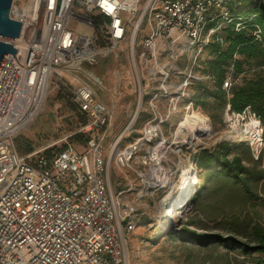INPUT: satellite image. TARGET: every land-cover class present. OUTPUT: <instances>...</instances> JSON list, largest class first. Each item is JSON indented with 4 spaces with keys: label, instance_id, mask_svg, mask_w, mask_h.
Instances as JSON below:
<instances>
[{
    "label": "built area",
    "instance_id": "built-area-1",
    "mask_svg": "<svg viewBox=\"0 0 264 264\" xmlns=\"http://www.w3.org/2000/svg\"><path fill=\"white\" fill-rule=\"evenodd\" d=\"M232 1L13 0L9 16L21 31L17 39L6 41L16 51L0 72V264H128L126 236L139 228L144 210L159 209L160 220L170 183L187 172L180 171L185 155L188 169H196L195 156L208 149L200 142L209 135L207 118L209 129L196 133L187 125L177 133L178 122L167 138L157 102L167 99L169 113L177 112L181 98L186 110L193 107L185 92L196 82L210 80L196 74L194 66L201 67L204 47L229 22L227 5ZM71 21L86 29L83 36L76 38ZM139 33L144 34L138 56L144 71L140 74L132 51L138 81L135 115L109 150L104 142L111 128L110 110L84 84L71 97L85 118L76 130L83 147L65 138L58 142L62 148L55 143L19 154L14 141L38 116L52 77L60 69L90 61V46L97 50L95 40L106 41L104 50L109 51L129 34L133 46ZM181 59L187 66L178 64ZM144 76L147 90L141 85ZM229 88L226 78L221 89L227 96ZM143 92H149V116L137 135L118 148L134 133ZM223 125L222 142L240 144L243 139L258 160L264 147L259 116L249 107L235 113L226 105Z\"/></svg>",
    "mask_w": 264,
    "mask_h": 264
},
{
    "label": "rangeland",
    "instance_id": "rangeland-1",
    "mask_svg": "<svg viewBox=\"0 0 264 264\" xmlns=\"http://www.w3.org/2000/svg\"><path fill=\"white\" fill-rule=\"evenodd\" d=\"M25 1L21 0V2ZM17 5L20 6L21 4L18 3ZM69 28L76 34V38L83 36L86 30L75 21H71ZM143 35V33L137 34L132 46L131 34H129L124 42L109 51L104 49L94 51L93 47L90 46L89 55L93 56L90 61H79L75 69H60L51 79L47 97L38 116L18 137L26 139L33 148L56 143L57 146L55 148L59 149L63 147V143L58 142L65 138H69L67 143L75 145L78 149L83 147L84 143H76L71 140V136L77 130L79 119L76 114L70 111L68 102L69 99L71 102L75 88L89 84L95 97L110 110L111 128L104 142V149L108 151L135 115L138 101V93L136 92L138 81L134 72L132 51L134 52L135 63L141 74L144 70L140 65L138 56L142 52L141 40ZM205 60L206 54L203 53L201 62L203 63ZM178 64L182 67L187 66L184 59H181ZM201 69L202 67L197 68L195 65L193 71L196 74H200L199 71ZM140 80L143 88L147 90L149 82L145 76L141 77ZM193 86L190 87L188 92H185L189 101L190 97L193 98L196 92ZM148 93L143 92L142 111L135 118L132 125L134 133L125 137L118 148L125 146L135 134L137 135V132L147 119L141 122V116H149V111L146 108ZM173 95L176 97L175 94ZM61 96L65 97L64 101L59 99ZM186 105L187 103H184L183 98H181L177 104V112L169 113V101L167 99H161L157 102V107L165 120L163 132L166 137L169 138L170 134L174 132L180 118L188 112H194L209 121V135L205 140H200V142L205 144L204 147L211 149L215 144L222 142L226 131L223 125L224 110L219 114L218 120L212 121L200 107L192 105L191 109L186 110ZM263 154L264 147L260 155L261 161L263 160ZM185 156L186 158L181 161L180 171H188L189 164L186 160L188 156L187 154ZM174 160H176L175 157ZM192 170L194 171V180L188 194L194 196L199 188H197L198 171L195 167ZM178 178L179 175L175 177V180L170 185L174 186L177 184ZM112 179H114L113 176ZM166 191L158 195L157 202L167 195L168 192ZM253 192L255 197L252 201L240 203L239 208H237L236 202H229L225 198L224 200L217 198L213 200L203 197V199L198 200L199 207L195 210L191 198L188 203L186 202L187 206L180 211L179 217L163 226V229L158 228L161 225L159 209L148 207V209L144 210L145 215L141 217L142 221L139 228L126 236L128 264H255L252 261L255 258L253 255L244 257L238 252H227L220 246L201 248L194 241L177 239L175 237L176 233H174L181 224L186 227L189 222H197L200 226L190 228L191 232L226 237L228 234V220L232 219V215H235L238 220L246 222L248 225L259 224L264 227V183L260 184ZM178 202L180 201L178 200ZM178 202H175L176 207L178 205L180 207V204L183 203L178 204ZM148 203L149 200H146L145 205L148 206ZM200 210L204 211V213L200 212ZM157 229L161 230V232L159 230L156 231Z\"/></svg>",
    "mask_w": 264,
    "mask_h": 264
},
{
    "label": "trees",
    "instance_id": "trees-1",
    "mask_svg": "<svg viewBox=\"0 0 264 264\" xmlns=\"http://www.w3.org/2000/svg\"><path fill=\"white\" fill-rule=\"evenodd\" d=\"M227 10L229 22L221 26L204 47L206 60L200 63L202 69L199 72L210 80L193 84L196 92L190 101L212 121L219 119L226 105L235 113L249 107L259 116L264 128V0H233L228 3ZM107 46L108 43L102 39L94 42L97 49ZM226 78L230 81L228 96L221 89ZM64 98L61 96L59 99L64 101ZM68 104L70 111L79 119L78 129L84 125L85 118L77 112L70 99ZM141 117V122L147 118ZM71 140L84 143L83 136L76 131ZM14 144L21 155L33 150L30 142L22 137H17ZM260 159L259 156L254 160L244 143L221 142L199 152L194 158L199 188L192 196L193 208L199 207L198 200L203 197L213 200L225 198L236 202L237 208L240 203L252 201L255 197L253 190L264 183V154L263 160ZM199 226L197 222H189L186 227L181 224L174 232L175 237L181 241H194L201 248L220 246L227 252H238L244 257L253 255L255 264H264V227L261 225H248L232 215L228 220L226 237L191 232L190 228Z\"/></svg>",
    "mask_w": 264,
    "mask_h": 264
},
{
    "label": "bare ground",
    "instance_id": "bare-ground-1",
    "mask_svg": "<svg viewBox=\"0 0 264 264\" xmlns=\"http://www.w3.org/2000/svg\"><path fill=\"white\" fill-rule=\"evenodd\" d=\"M178 122L179 123L176 130L177 133L182 132V130L186 128L187 125H193L196 133L197 131L202 132L205 128L209 129L207 119L194 112L186 113ZM193 140H195L194 137ZM239 142L242 143L244 142V140L240 139ZM193 177V170L188 169L187 172H183L180 175L177 184L172 187L170 193L162 200L161 206H164L160 208L161 225L166 226L167 224H169L170 220L178 218L180 215V211H182L187 206L186 202L188 203V193L190 190V186L192 185V182L194 180ZM178 200L180 202H178ZM175 202H178V204H180L181 202L183 203L180 204V207L179 205L176 207Z\"/></svg>",
    "mask_w": 264,
    "mask_h": 264
},
{
    "label": "water",
    "instance_id": "water-1",
    "mask_svg": "<svg viewBox=\"0 0 264 264\" xmlns=\"http://www.w3.org/2000/svg\"><path fill=\"white\" fill-rule=\"evenodd\" d=\"M12 3L13 0H0V72L7 56H13L16 51L6 41L17 39L21 31L20 23L11 19L9 16ZM191 198L192 194L189 195L188 202Z\"/></svg>",
    "mask_w": 264,
    "mask_h": 264
}]
</instances>
